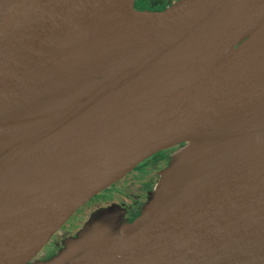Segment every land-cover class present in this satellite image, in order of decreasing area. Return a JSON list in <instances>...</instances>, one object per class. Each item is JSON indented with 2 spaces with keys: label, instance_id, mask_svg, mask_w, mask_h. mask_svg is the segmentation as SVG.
<instances>
[{
  "label": "water",
  "instance_id": "95a60500",
  "mask_svg": "<svg viewBox=\"0 0 264 264\" xmlns=\"http://www.w3.org/2000/svg\"><path fill=\"white\" fill-rule=\"evenodd\" d=\"M52 100L0 132V160L23 152L0 174V264L182 145L140 217L103 215L57 264H264V0H0V125Z\"/></svg>",
  "mask_w": 264,
  "mask_h": 264
},
{
  "label": "rangeland",
  "instance_id": "374dc122",
  "mask_svg": "<svg viewBox=\"0 0 264 264\" xmlns=\"http://www.w3.org/2000/svg\"><path fill=\"white\" fill-rule=\"evenodd\" d=\"M146 7H153L157 4H167L170 5L177 0H143ZM187 148L186 145H182L179 148L168 152L165 156V159L159 160L156 163V167L148 169L146 172L139 175V179L136 180L133 188L127 189V196H113L111 194L123 192L125 185L128 182H124L119 186H116L115 189H110L106 191L102 196H100L96 201L91 203L87 208L82 210L77 217H75L70 224L64 228V230L55 238V240L45 248V250L37 256L31 264H57L65 263L68 260L74 258L81 251L78 249H71V244L78 240L85 231L86 228L90 229L94 224L99 223L103 220V215L110 212H118L123 216V224H128L134 222L138 217H140L157 191L161 188V183L163 182V177L166 173L172 168L174 159L181 155V152L185 151ZM111 195V196H110ZM114 201L112 205H107L104 207V204ZM103 205V206H102ZM110 208L109 212H104L101 214L103 209ZM130 211H135V216L130 219L126 216V213ZM98 214V215H97ZM97 215V216H96ZM92 223V224H91ZM91 224V225H90ZM90 225L89 227H87Z\"/></svg>",
  "mask_w": 264,
  "mask_h": 264
},
{
  "label": "flooded vegetation",
  "instance_id": "af4514ba",
  "mask_svg": "<svg viewBox=\"0 0 264 264\" xmlns=\"http://www.w3.org/2000/svg\"><path fill=\"white\" fill-rule=\"evenodd\" d=\"M178 1V0H177ZM176 1V2H177ZM175 2H173L172 4H170V5H165V4H162V3H160V4H157L156 6H153V7H146V5L144 4V1L143 0H135V8L137 9V10H152V11H157V10H163V9H165V8H167V7H170V6H172L173 4H174ZM177 148H179V147H177ZM177 148H174V149H170V150H167V151H164V152H162V153H159V154H157V155H155V156H153V157H151L150 159H148V160H146L145 162H143L142 164H140L132 173H130L128 176H126L124 179H122L119 183H117L116 185H114L111 189H115L116 188V186H119L120 184H123L124 182H128V184L127 185H125L124 187L122 186V187H120V188H124V190H123V192L122 191H120L121 193H114V194H111L110 196L111 197H113V196H123L124 195V197L125 196H127L128 197V195H127V189L128 188H133L132 186L134 185V183L136 182V180H138L139 179V175L141 174V173H144V172H146L148 169H152V167H154L155 165H156V163L159 161V160H163V159H165V155L168 153V152H171V151H173V150H175V149H177ZM156 167V166H155ZM148 172V171H147ZM146 172V173H147ZM110 190V189H109ZM109 190H107V191H109ZM106 192V191H105ZM105 192H103L102 194H104ZM102 194L101 195H99L97 198H95L94 200H92L88 205H86L84 208H82L75 216H73L71 219H70V221L62 228V230L59 232V234L64 230V228H66L69 224H70V222L75 218V217H77L78 216V214L82 211V210H84L85 208H87L91 203H93L94 201H96L100 196H102ZM113 203H115L114 201H110L109 203H107V204H104V207L105 206H107V205H112ZM103 206V205H102ZM135 211H130L129 213L127 212L126 213V216L127 217H129L130 219H132L134 216H135ZM59 234H57L55 237H54V239H53V241L55 240V238L59 235ZM52 241V242H53ZM51 242V243H52ZM50 243V244H51ZM49 244V245H50ZM48 245V246H49ZM47 246V247H48ZM45 250V249H44Z\"/></svg>",
  "mask_w": 264,
  "mask_h": 264
},
{
  "label": "bare ground",
  "instance_id": "6f19581e",
  "mask_svg": "<svg viewBox=\"0 0 264 264\" xmlns=\"http://www.w3.org/2000/svg\"><path fill=\"white\" fill-rule=\"evenodd\" d=\"M55 102H56V100H52V101L42 103V104L32 108L29 111L17 114L15 116L5 120L0 125V132H15L16 130H18L20 128V125H21L20 122L23 118H25L31 114H34L38 111L49 108L52 105H54ZM21 150H22V147L16 149L11 154H9L8 156H6L0 160V174L2 172H4L5 170H7L9 167H11L13 164H15L17 161H19L20 159L23 158V152ZM190 152H191V150L185 154V156L183 157V160H182V164H184V162L188 158Z\"/></svg>",
  "mask_w": 264,
  "mask_h": 264
}]
</instances>
